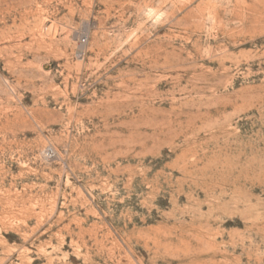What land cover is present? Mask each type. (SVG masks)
<instances>
[{
  "label": "rangeland",
  "instance_id": "1",
  "mask_svg": "<svg viewBox=\"0 0 264 264\" xmlns=\"http://www.w3.org/2000/svg\"><path fill=\"white\" fill-rule=\"evenodd\" d=\"M0 264H264V0H0Z\"/></svg>",
  "mask_w": 264,
  "mask_h": 264
},
{
  "label": "built area",
  "instance_id": "2",
  "mask_svg": "<svg viewBox=\"0 0 264 264\" xmlns=\"http://www.w3.org/2000/svg\"><path fill=\"white\" fill-rule=\"evenodd\" d=\"M86 43H87V37H82L81 38V44L85 45ZM49 151H50V153H53L52 148H49Z\"/></svg>",
  "mask_w": 264,
  "mask_h": 264
}]
</instances>
